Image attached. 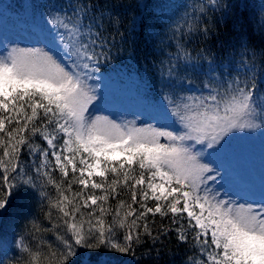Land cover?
Returning <instances> with one entry per match:
<instances>
[{
  "label": "snow or ice",
  "instance_id": "obj_1",
  "mask_svg": "<svg viewBox=\"0 0 264 264\" xmlns=\"http://www.w3.org/2000/svg\"><path fill=\"white\" fill-rule=\"evenodd\" d=\"M71 7V15L51 20L66 30L63 43L74 47L71 55L53 36L32 46L0 49V213L16 193L48 199L45 189L55 188L58 195L49 206L61 214L62 224L52 227L63 226L64 234L56 237V248L47 245V264H69L76 246L135 255L149 244L151 254L171 233L179 243L195 242L201 264H264V202H239L226 192L222 196L215 187L220 171L200 159L229 134L264 127L255 122L257 114L264 120V93L257 95L255 67L243 81L214 77L195 91L188 88L191 81L176 79L169 67L162 87L173 94L187 88L191 94L175 101L164 97L167 124L157 119L146 123L140 116L93 115L95 74L101 61L110 58L97 28L104 27L105 16L114 24L120 17L99 5L93 12L91 0ZM259 27L264 29V23ZM197 33L208 35L207 25L190 28L176 42L175 58L189 61L184 67L193 71L201 66L191 63L182 41ZM245 51L256 58L254 50ZM37 138L46 146H34ZM197 145L200 152L194 151ZM22 154L38 155L40 162L25 164ZM57 172L60 182L54 178ZM122 193L130 202L120 198ZM110 199L118 201L114 209L105 207ZM157 215L167 218L168 226L157 228ZM47 217L52 218L51 211Z\"/></svg>",
  "mask_w": 264,
  "mask_h": 264
},
{
  "label": "trees",
  "instance_id": "obj_2",
  "mask_svg": "<svg viewBox=\"0 0 264 264\" xmlns=\"http://www.w3.org/2000/svg\"><path fill=\"white\" fill-rule=\"evenodd\" d=\"M89 0H0V13L5 19H13L14 22L22 20L28 22L33 13L42 10L45 6L59 12L64 16L75 10L72 5L86 4ZM94 5L110 9L120 17V23L114 24L105 16L103 18L101 32L102 40L106 41V49L110 58L101 61L99 81H119L128 83V95L130 97L145 98L148 101L152 90L154 94L161 95L164 92L162 80L167 78L169 67L164 65L168 55L167 44L162 36L166 33V26L170 23L171 12L168 7H179V1L169 0H91ZM174 5V6H173ZM200 10L194 19L191 29L197 26L207 25L208 35L196 34V38L188 41L184 36V47L191 57V63L201 66L193 71L190 67H184L189 61L175 58L176 79L180 73H186L190 78H199L203 84L208 83L214 77L220 79L238 78L243 81L249 75V68L255 67L258 93L264 89V29L259 25L264 23L262 9L264 0H201ZM227 6V7H225ZM30 11V12H29ZM87 19V18H85ZM190 28H185L181 34L187 33ZM154 33V34H153ZM181 35H179L178 40ZM173 51L177 53L176 43ZM254 50L256 58L253 59L251 51ZM99 50V49H97ZM205 50L203 56L197 55ZM243 65L244 67H240ZM214 68L215 72L209 71ZM203 69V70H202ZM227 69V71H224ZM34 146L44 147L45 142L40 139L32 141ZM39 151V148L37 149ZM2 156V150H0ZM32 157V156H31ZM30 156H21V161H28ZM52 160V158H50ZM54 178L60 182L59 173ZM74 190H78L74 186ZM45 191L48 199L40 195L27 192H19L13 195L6 211L0 213V235L9 236L3 232L6 223L9 222L12 231L10 243L12 254L7 258L6 264H47V254L50 251L48 244L56 248L59 241L58 235L64 234V228L53 229L52 225L62 224L58 217L61 215L57 209L49 206V200L55 201L57 193L54 187L49 186ZM67 194V193H66ZM97 194H100L97 192ZM121 199L130 202L129 196L121 194ZM117 200L110 199L105 207L115 208ZM150 206L151 202H150ZM51 211V219L47 213ZM85 212L88 210H84ZM123 212V210H122ZM106 223H111V216H106ZM152 217H149L151 224ZM168 226L169 220L163 221L157 215L155 226L161 224ZM185 226H187L185 224ZM9 230V229H8ZM24 237L21 245L20 241ZM191 236L192 233H189ZM149 244L135 250V255L119 253L104 247L87 248L74 247L75 255L69 258V264H201V256L198 246L194 241L188 244L179 243L175 233L164 239L149 253ZM157 250L159 256H156ZM35 257V259H34ZM98 263V264H102Z\"/></svg>",
  "mask_w": 264,
  "mask_h": 264
},
{
  "label": "rangeland",
  "instance_id": "obj_3",
  "mask_svg": "<svg viewBox=\"0 0 264 264\" xmlns=\"http://www.w3.org/2000/svg\"><path fill=\"white\" fill-rule=\"evenodd\" d=\"M179 7H168L169 12L171 13L170 23L166 26V33L161 38L164 44L168 48V55L166 57L167 64H173L176 66L175 57L173 55L174 44L177 42L179 35L185 28H191L194 22L195 17L198 14L201 6V0H178ZM170 2H175V0H169ZM174 6V5H173ZM171 10V11H170ZM56 12L51 9L49 6H45L42 10L35 11L33 13L32 23L27 25L25 28L22 24H18L17 27H12L10 22L2 21L0 24V49H2L5 45L12 46L15 44H20L21 46H32L34 43H39L42 39H50L52 36L55 37L59 48L61 51H66L71 55L72 51H74V47L69 44L65 47L63 40L67 38V32L61 26L53 25L51 23L52 19H62L63 16L60 13L58 17ZM262 17L264 18V8L262 9ZM71 27V25H70ZM30 29L31 31H28ZM63 34V35H62ZM43 46V45H36ZM75 59V57H72ZM183 75H179V77H183L185 83H187V77ZM194 82L197 83L198 80L194 79ZM193 85H191L192 87ZM189 87V86H188ZM195 89V87H192ZM169 91V89H167ZM189 94H184L182 96H187ZM98 101L95 102L94 106L90 108V111L93 115H108L112 118H122L124 120H133L136 119L137 116H140L133 110V107L129 105L128 102H125L118 98H113L106 93L97 94ZM178 97V96H177ZM112 108H110V107ZM140 121L141 116H140ZM137 121V123H140ZM160 123H165L164 119L160 120ZM145 122V121H144ZM255 122L257 124L264 125V120L259 118V114L255 118ZM150 123V122H149ZM264 127L255 128V129H245V132L248 136L247 145L240 142L237 143V134L234 132L231 135L230 142L235 143L229 144V149H232L230 153H235L238 151V165L244 170H249L250 168L258 170L260 174L259 178H262L261 184H255L252 186L253 194L246 193L245 190L232 186V179L227 176V173L224 172L221 168L226 167L227 163H222V160H216V162L210 157L205 156L203 152L201 153L200 159L202 163L209 164L210 167L216 168L220 171V176L217 177V183L215 187L221 191V195L226 192L228 196H231L234 199H237L239 202H244L247 200L249 202L256 203V196L260 194H264V140H262V135ZM224 149V148H223ZM245 149L247 152L245 153ZM225 153V150H224ZM248 154V155H247ZM50 159V157H49ZM225 161V160H223ZM40 162V157L38 155H32V157L23 163H31L32 165L38 164ZM211 185V182H209ZM43 197V196H41ZM259 202H264V199L260 195ZM13 245L12 243H10ZM10 245L7 240L0 237V260L6 262L8 256L10 255L9 251Z\"/></svg>",
  "mask_w": 264,
  "mask_h": 264
}]
</instances>
